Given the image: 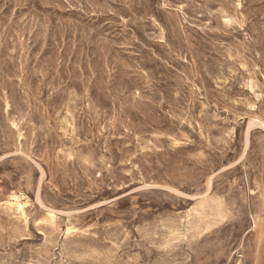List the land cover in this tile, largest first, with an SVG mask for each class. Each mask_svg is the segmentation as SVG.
<instances>
[{
	"label": "rangeland",
	"instance_id": "374dc122",
	"mask_svg": "<svg viewBox=\"0 0 264 264\" xmlns=\"http://www.w3.org/2000/svg\"><path fill=\"white\" fill-rule=\"evenodd\" d=\"M0 264H264V0H0Z\"/></svg>",
	"mask_w": 264,
	"mask_h": 264
},
{
	"label": "bare ground",
	"instance_id": "6f19581e",
	"mask_svg": "<svg viewBox=\"0 0 264 264\" xmlns=\"http://www.w3.org/2000/svg\"><path fill=\"white\" fill-rule=\"evenodd\" d=\"M257 121V120H256ZM41 202V201H40ZM26 202L21 201V198L19 195L16 194H11L10 199L8 201V205L13 208L15 211H17L19 214L23 215L24 214V206ZM28 204V203H27ZM49 218L51 220L54 219V214L52 212H49L48 214ZM25 221V220H24ZM66 229V228H65Z\"/></svg>",
	"mask_w": 264,
	"mask_h": 264
}]
</instances>
